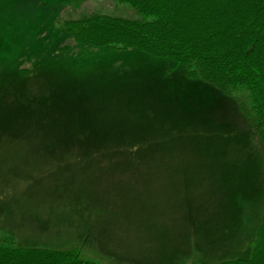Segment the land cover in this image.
<instances>
[{"label": "rangeland", "instance_id": "1", "mask_svg": "<svg viewBox=\"0 0 264 264\" xmlns=\"http://www.w3.org/2000/svg\"><path fill=\"white\" fill-rule=\"evenodd\" d=\"M97 11L152 18L116 0H0V245L78 248L100 264L248 258L264 203L249 91L236 100L172 59L61 30ZM154 145L178 167L144 185L125 155Z\"/></svg>", "mask_w": 264, "mask_h": 264}, {"label": "trees", "instance_id": "2", "mask_svg": "<svg viewBox=\"0 0 264 264\" xmlns=\"http://www.w3.org/2000/svg\"><path fill=\"white\" fill-rule=\"evenodd\" d=\"M116 1L128 2L152 18L136 21L97 11L65 18L60 21L61 30L78 44L108 49L135 47L172 59L187 78L201 79L233 99L235 89L246 88L253 113L250 120L264 143V0ZM115 135L106 134L105 141ZM104 138L103 135L101 139ZM161 150V145L146 147L144 152L141 147L135 148L130 160L125 155L129 165L125 174H144L146 185L162 169L171 171L178 167L173 168L170 161L157 160ZM180 172L184 185L192 178V184L199 186L197 183L204 177H197L199 170L197 174ZM261 212L250 256L220 259L213 264H264V203ZM0 264L100 263L81 257L78 248L1 244Z\"/></svg>", "mask_w": 264, "mask_h": 264}]
</instances>
